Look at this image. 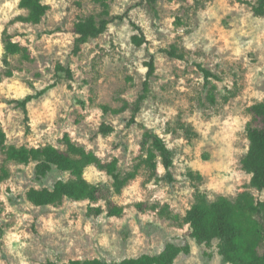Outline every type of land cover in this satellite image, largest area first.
<instances>
[{"label":"rangeland","instance_id":"rangeland-1","mask_svg":"<svg viewBox=\"0 0 264 264\" xmlns=\"http://www.w3.org/2000/svg\"><path fill=\"white\" fill-rule=\"evenodd\" d=\"M20 0H0V69L5 70L4 34L28 50L10 57L13 76L0 84V123L8 146L65 150L69 137L104 162L117 161L127 174L137 171L120 193L105 170L90 165L85 179L105 184L97 201L66 199L61 205L37 207L29 202L32 189L51 187L56 172L39 181L34 164L11 163L10 176L0 190V264H68L104 260L109 264L139 262L159 255L169 243L183 250L174 264H230L218 242L198 243L190 236L186 212L197 191L210 201L235 199L251 190V175L242 167L248 152L250 108L264 100V16L258 0H159L157 14L143 0H110L115 19L107 31L75 54L74 26L101 9L96 0H43L49 11L40 24L17 20L28 12ZM142 29L146 43L132 37ZM173 46L183 60L163 52ZM155 56L156 73L147 98L128 125L143 91L146 63ZM204 67L220 77L212 81L216 103L205 90ZM62 65L73 78L57 74ZM56 86L28 104V118L15 101ZM125 113L104 115L101 105ZM102 123L115 132L99 133ZM159 134L173 152V181L159 162L157 174L144 165V129ZM4 155L0 151V169ZM122 207L118 217L94 216L89 208Z\"/></svg>","mask_w":264,"mask_h":264},{"label":"trees","instance_id":"trees-1","mask_svg":"<svg viewBox=\"0 0 264 264\" xmlns=\"http://www.w3.org/2000/svg\"><path fill=\"white\" fill-rule=\"evenodd\" d=\"M153 8L157 14L156 4L159 0H143ZM101 11L96 15H90L79 20L74 26L76 34L74 53L77 54L82 47L91 39L98 38L104 34L109 25L115 20H124L123 17H112L110 12V0H96ZM19 7L28 12L27 17H19L24 23L40 24L46 17L49 7L43 0H20ZM257 16H264V0H258L254 8ZM138 34L132 37L133 43L140 47L145 44L146 37L140 27L132 23ZM5 70L0 69V84L4 78L13 76L11 70L10 57L23 54L27 56L28 50L23 48L18 42L5 32ZM170 57L183 60L185 58L179 49L173 46L169 50H164ZM156 59L150 56L146 63L147 75L144 82L143 91L138 97L133 107V113L128 121V125L138 124L139 114L149 91L150 80L156 73ZM196 67L204 76L205 90L208 100L216 103L212 81H220V77L197 63ZM57 74H64L72 79V70L68 67L58 65ZM56 86L50 84L35 94L26 96L15 101L22 108L28 118V104L48 93ZM131 106L125 103L120 108H113L110 105H101L104 115L123 114ZM252 120L247 126V136L249 148L242 159L243 169L251 175L252 189L264 192V100L254 104L250 108ZM144 129L143 150L146 152L144 158L145 167L153 174H157L158 166L162 164L166 178L172 182L171 169L174 164L173 152L167 146L165 140L153 130ZM115 132L114 126L102 123L99 128L101 135L107 136ZM65 150L58 149L52 145L38 148H28L25 146H8L7 135L0 123V151L4 155V161L0 169V190L1 184L10 176L9 165L17 163L28 166L34 164V174L37 180L42 181L56 172L59 175H66L68 179H59L51 187L32 189L27 193V199L37 207L58 206L66 199L74 201H97L102 194L108 192L105 184L94 185L84 177V172L90 165H96L105 170L112 179V187L116 193H120L123 188L133 180L137 171L123 174L117 167V161L104 162L94 152L87 150L83 146L75 144L69 137L63 139ZM124 212L122 207L108 204L107 209L103 207H90L89 213L94 216L106 215L107 217H118ZM186 221L189 224L190 236L201 244L218 242L219 253L223 260L230 264H264V199L257 198L251 190H245L235 199L225 196L219 197L215 201H210L201 191H197L194 203L186 212ZM183 249L175 244L169 243L157 256L139 262L124 261L118 264H174L177 256ZM53 264V263H49ZM68 264H109L104 260L95 261H72Z\"/></svg>","mask_w":264,"mask_h":264}]
</instances>
